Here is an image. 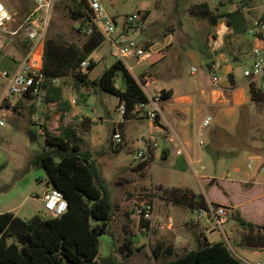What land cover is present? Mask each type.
Segmentation results:
<instances>
[{"label":"rangeland","instance_id":"obj_1","mask_svg":"<svg viewBox=\"0 0 264 264\" xmlns=\"http://www.w3.org/2000/svg\"><path fill=\"white\" fill-rule=\"evenodd\" d=\"M12 14L13 21L7 24V30L17 28L33 8L30 0H0ZM195 1H206L210 9L217 7L221 12L234 10L245 6L243 12L251 19L259 17L264 11L263 0H101L107 12L118 23V30L122 28L128 14L139 12L141 18L127 28L129 37L135 39L142 47H147L152 54L163 50L165 56L158 62L145 60L137 64L134 58L126 60L131 66V72L138 77L143 71H149L148 81L143 85L149 99L162 94L159 90L168 87L170 82L177 79L190 83L199 74L207 70V63L213 58L209 52L208 43L212 45L219 28L220 36L226 32L225 20L217 25H211L206 19H198L189 12V5ZM71 0H54L50 19L45 32L47 36L63 38L69 41H82L84 36L79 32V19L71 15L73 7ZM27 13V15H26ZM145 15V17H144ZM264 33V32H263ZM231 35H226L225 44ZM0 69L11 71V60L19 65L26 57L29 40L23 31L11 35L0 30ZM227 56L230 53L224 49ZM96 66L90 71L89 78L96 79L103 69L109 66L115 57L111 55V48L107 41L91 54ZM12 57V58H10ZM247 58V57H246ZM245 56L238 62V73L250 66ZM252 58V56H251ZM252 61V59H251ZM128 67V66H127ZM196 67L197 73H191ZM116 86L124 89L121 78L116 79ZM4 80L0 77V119L5 126H0V213L12 211L17 216L27 219L34 214H44L45 210L41 196L46 190V175L43 169L32 163L35 154L45 147V134L40 130V123L44 124L52 135H59L65 126L75 127L80 136H85V127H80L85 117L91 122L88 131L96 133L100 129L103 135L102 146H91L95 161L109 185L113 203L112 235L100 236L99 250L101 254L116 252L122 245L124 238L130 234L140 236L143 247L131 258L119 255L121 264H157L151 255V249L156 242L178 245L181 252L182 244L194 247V236L190 234L191 226L185 238L176 239L177 229L168 227L167 215L184 216L185 224L194 223L196 215L176 205H171L158 196V188L189 187L196 193L206 195L219 201H225L223 206L228 216L230 207H235L248 221L262 224L264 221V107L257 110L252 118H243L239 130L231 139L220 136L221 146L247 144L246 148L256 158H246L242 150L237 157L213 159L204 152L200 162L186 164L180 168H173L160 157H153L146 165L142 162L149 156L146 139L152 135V142H157L161 151L165 143L158 136L155 129L148 124L145 117L134 118L125 124L121 130L124 139L118 151H113L117 141L112 138L114 128L120 133L118 124L123 120L119 112L118 96L101 90L98 87H83L74 89L73 79L67 78L63 86V98L72 101L79 114L71 115V109L63 110L59 105L47 106L41 111L39 120L33 116L31 99L27 96L10 98L6 106L1 96L4 90ZM162 96V95H161ZM45 107V106H44ZM61 111V112H60ZM77 111V113H78ZM80 115L81 120L79 119ZM94 126V127H92ZM93 128V130L91 129ZM36 135L30 141L28 133ZM110 139L113 140L111 143ZM84 146V142H82ZM143 150L144 157L136 158L138 150ZM237 158V159H236ZM238 162L240 163H236ZM262 169V170H260ZM254 170V177L245 180L249 171ZM208 178V180H207ZM215 178L217 182H210ZM151 201L152 210L148 220V229L141 231L139 226L141 209ZM171 207V209H170ZM235 209V210H236ZM182 213V214H180ZM164 217L167 219L164 220ZM195 220V221H193ZM200 220V219H199ZM208 232L205 233L209 241H224L232 252L245 263L260 261L264 264V250L259 251L240 241L241 230L237 223L228 217L226 223L220 227L208 221ZM174 226H177L174 222ZM148 242V244H147Z\"/></svg>","mask_w":264,"mask_h":264},{"label":"trees","instance_id":"obj_2","mask_svg":"<svg viewBox=\"0 0 264 264\" xmlns=\"http://www.w3.org/2000/svg\"><path fill=\"white\" fill-rule=\"evenodd\" d=\"M71 15L79 19V32L84 36L82 41H69L63 38L47 36L43 45V61L40 73L44 76V90L47 102H56L62 109H70V102L63 98V86L67 78L73 79V87H98L119 98V105L125 106L123 121L142 117L143 108L149 102L143 85L148 81L149 71L134 76L126 65L115 59L105 67L94 80L89 78L90 71L96 66L91 54L102 44L104 38L96 29L82 31L90 26V16L86 3L82 0H71ZM244 6L221 12L217 7L210 9L206 1L190 3L189 12L198 19H206L215 26L225 20L234 33L247 32L250 24L243 12ZM27 15V13H26ZM145 17V15H144ZM115 19V18H114ZM264 21V11L259 16ZM116 20V19H115ZM128 33L127 28L123 30ZM264 41V33L258 37ZM27 50L29 48L26 46ZM147 48V47H144ZM165 52L159 50L148 60L151 64L163 59ZM88 59V66L83 70L81 62ZM121 78L124 89L116 86V79ZM57 79V84L52 83ZM170 90H162L166 97ZM250 102L256 110L264 107V90L260 81L249 84ZM28 97V96H27ZM7 107L8 101H4ZM156 123L160 124L157 116ZM45 134V147L32 158V163L44 170L46 185L61 191L67 200V210L59 216L45 213L34 214L24 219L12 211L0 213V264H87L98 260L100 264H121L119 255L128 257L140 247L133 246L136 234L127 235L116 252L101 254L100 236L112 235L113 203L111 191L96 161L88 152L82 151V136L75 127L65 126L59 135H52L44 124H39ZM91 119L85 117L80 127L88 131ZM220 136L231 139L233 134L217 128L209 136L206 153L213 159L237 157L240 150H247V144L231 145L223 148ZM153 148V147H152ZM152 148L142 165L153 158ZM158 196L161 200L182 207L186 210H208L209 204L218 207L220 204L208 202L204 195L188 187L160 186ZM151 203V201H150ZM230 218L240 227V241L259 251L264 250V221L262 224L246 220L236 209H231ZM148 228V220L141 221L142 227ZM151 255L157 264H247L237 257L224 241L209 243L203 233L196 234V246L175 255L171 245L156 242Z\"/></svg>","mask_w":264,"mask_h":264},{"label":"crops","instance_id":"obj_3","mask_svg":"<svg viewBox=\"0 0 264 264\" xmlns=\"http://www.w3.org/2000/svg\"><path fill=\"white\" fill-rule=\"evenodd\" d=\"M217 31L216 38L212 45L208 43V47L210 46L209 52L213 55V58L207 63V70L199 71V74L190 83L182 82L177 79L170 82L168 87L163 86L159 89L170 90V93H168L166 97H162L158 103L161 124V132H159L158 136L162 139L163 143H165V146L161 151L153 147L152 153L153 157H160L165 163L171 164L173 168H180L186 166V164L200 162L203 159L205 147L207 146L209 136H211L213 130L221 128L234 135L237 130H239L240 123L244 117L252 118L257 115L255 106L250 102L249 84L251 81L243 75L244 70L241 74L237 71V64L241 61L242 57L245 56V58L247 57L246 60L249 59L250 62H252L250 50L256 40L246 32L234 33L229 26L226 32L221 36L219 34V28ZM226 35H231L230 40H227V48H222L221 46L225 44ZM261 43L264 46V41ZM224 49L229 51L230 57L225 54ZM90 57L92 58V56ZM11 61L13 63L15 62L14 60ZM13 63L11 64V71H14L18 67V65H14ZM195 73H197V71ZM212 74L218 77V81L215 83L211 81ZM54 104H56V102H50V104L45 105L41 111H46L47 106H52ZM70 108H72V116L79 114V111L76 110V107L71 103ZM81 116L85 117L84 115H80V120L82 119L80 118ZM208 116L211 117V121L207 126H203V120ZM132 120L134 119L129 121L122 120L119 122L118 127L120 133L117 131V128L113 129L112 135L114 132H118L121 136L120 141L115 145L116 147L112 149L113 151L119 150L121 142L124 139L121 130L125 127V124ZM91 122L95 121L91 120ZM91 129L93 130V128ZM89 131L83 136L85 147L81 144V149L82 151L88 152L91 155V158L95 160V156L93 155L92 150H90V145L92 147L102 146L104 144V139L103 135H101L100 129H98L96 133L91 134H89L91 132ZM141 137L147 142V139L144 136ZM110 141L113 143L112 139H110ZM150 150L151 148L148 146V152H150ZM177 150H180L181 152L177 153ZM242 152L246 158L254 159L257 157V155L252 154L248 150H242ZM206 155L209 156L207 153ZM240 162L237 160L236 163ZM253 173L254 170L252 172L250 170L246 179L239 180V182L250 181L254 177ZM209 181L212 183L214 182V184L217 182L215 178H211ZM204 197L208 202L225 204V201H227L223 200V202H221L218 199L206 195H204ZM231 209L236 208L232 206L229 211H231ZM173 214L174 216L167 215V217H169L167 225L171 230H178L179 233L177 234L176 239L180 238L182 240L183 237L185 238V234H188V229L193 226L194 229L190 234L194 236L195 246L196 234L198 232L203 233L209 243L218 241H209L205 235V233L210 230L208 228V221H211L210 219L202 218L196 220L194 223H191V221L189 224L187 223L184 225V222L182 221L184 216H176L178 214ZM165 219L166 218L164 217V220ZM174 222L177 226H174ZM140 236L143 235L136 234L134 236L133 246L142 248L143 245H145L142 243ZM169 245L173 247L175 255H180L185 250L193 248L187 246L183 242L180 252L177 249L178 245L181 244ZM141 250L142 249L134 251L133 254L126 258H131L136 252H141Z\"/></svg>","mask_w":264,"mask_h":264},{"label":"built area","instance_id":"obj_4","mask_svg":"<svg viewBox=\"0 0 264 264\" xmlns=\"http://www.w3.org/2000/svg\"><path fill=\"white\" fill-rule=\"evenodd\" d=\"M33 4L32 10L25 17L23 22L13 30H7V24L13 21L12 14L7 7L0 1V30L5 31L11 35H17L23 31L26 38L29 40V48L25 59L18 65L14 71H6L0 69V77L4 80V90L1 99L4 101L13 97L28 96L31 99L33 116L39 120L41 109L50 104L46 101V92L44 90V76L40 73L43 61V45L45 40V32L50 19L51 9L54 0H30ZM86 3V10L90 16V26L82 27V31L91 32L96 29L100 32L107 41L111 48V55L115 59L121 60L126 67L131 70V66L127 64L126 60L134 58L136 63L148 60L152 52L148 48H144L139 43L129 37V32L125 34L124 29L135 24L142 17L139 12L128 14L125 18L124 25L118 30V23L111 16L101 0H82ZM264 2V0H263ZM243 10H247L244 6ZM228 27V26H227ZM264 32V21L259 17L251 19L250 26L247 34L252 36L256 41L251 47L250 54L252 62L249 67L245 68L243 75L252 81H260V86L264 89V46L258 41V37ZM0 41V51H1ZM88 59L81 62L80 66L85 70L88 66ZM197 71L196 67L191 68V73ZM213 83L218 81V77L214 74L211 75ZM52 83L57 84L58 80L53 79ZM162 98L159 95L152 96L149 102L141 105L143 108L142 115L150 126H152L156 133L161 132V125L156 123L157 116H159L158 103ZM71 104L72 101H69ZM119 112L123 115L125 111L124 105H119ZM211 121L208 116L203 120V126H207ZM0 126H5V121L0 119ZM112 138L117 142L120 141L121 136L118 132H114ZM149 148L156 147L157 142H152V135H149L146 142ZM177 150V153H180ZM144 157L143 150H138L136 158L142 159ZM44 210L51 216H59L63 214L68 207V203L63 193L55 188H46L41 196ZM152 203H148L145 208L141 209L140 220H147L150 217L152 210ZM196 215V220L207 218L221 226L228 220V214L223 206L213 207L209 204L208 210H191ZM195 221V220H194ZM147 227H142L141 231H145ZM251 264H263L260 261H255Z\"/></svg>","mask_w":264,"mask_h":264},{"label":"water","instance_id":"obj_5","mask_svg":"<svg viewBox=\"0 0 264 264\" xmlns=\"http://www.w3.org/2000/svg\"><path fill=\"white\" fill-rule=\"evenodd\" d=\"M28 136H29L30 141H34L37 138L36 135H34L31 132L28 133ZM87 264H100V263L98 262V260H94V261L88 262Z\"/></svg>","mask_w":264,"mask_h":264}]
</instances>
